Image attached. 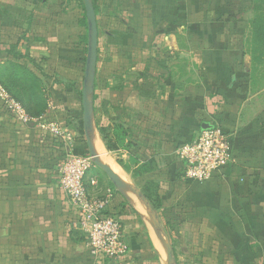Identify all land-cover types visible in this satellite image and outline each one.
<instances>
[{
    "label": "crops",
    "instance_id": "obj_1",
    "mask_svg": "<svg viewBox=\"0 0 264 264\" xmlns=\"http://www.w3.org/2000/svg\"><path fill=\"white\" fill-rule=\"evenodd\" d=\"M92 4L98 30L92 139L131 189L115 188L94 164L85 186L91 196L111 195L107 213L121 221L128 251L118 260H95L70 228L74 212L58 185L68 150L89 155L81 106L83 1L0 0V90L23 66L38 80L45 106L36 107L38 114L22 108L35 119L23 123L0 97V264H169L171 236L157 220L170 214L184 229L178 234L192 231L186 234L193 242L195 228L207 230L196 249L217 255L218 264H264V76L253 71L248 53L253 0ZM42 121L72 140H54L38 128ZM204 124L229 136L230 157L198 184L182 179L175 152ZM145 188H156L158 216Z\"/></svg>",
    "mask_w": 264,
    "mask_h": 264
},
{
    "label": "built area",
    "instance_id": "obj_2",
    "mask_svg": "<svg viewBox=\"0 0 264 264\" xmlns=\"http://www.w3.org/2000/svg\"><path fill=\"white\" fill-rule=\"evenodd\" d=\"M0 97L17 119L23 123L35 121L4 90H0ZM37 124L38 128L49 131L56 141L69 143L72 140L70 133L57 124H45L44 121ZM175 153L182 166L183 178L203 183L229 161V136L216 127L204 130L178 147ZM92 165L90 157L68 150L58 164V185L74 212L70 228L81 235L88 253L97 261L118 260L128 251L127 239L118 217L107 213L111 195L95 197L86 189L85 178Z\"/></svg>",
    "mask_w": 264,
    "mask_h": 264
},
{
    "label": "trees",
    "instance_id": "obj_3",
    "mask_svg": "<svg viewBox=\"0 0 264 264\" xmlns=\"http://www.w3.org/2000/svg\"><path fill=\"white\" fill-rule=\"evenodd\" d=\"M253 11L254 17L250 23L248 53L251 58V67L253 71L260 72L264 76V0H253ZM84 25L87 27L86 20H84ZM16 66L18 68L12 69V76L10 79H6L7 82L5 81L8 85L4 86L2 84V88L8 96L25 109L27 113L33 109L34 112L38 114L36 111L37 106L41 109L45 108L41 95H39L40 89L38 80L33 74L27 72L23 66ZM28 103L33 104V107L30 108ZM100 131L102 138L105 139L103 129L101 128ZM145 189H147L145 190V197L158 216V213L161 210V202L156 193V188L153 189L155 190L154 192L150 191V194H146L149 189Z\"/></svg>",
    "mask_w": 264,
    "mask_h": 264
},
{
    "label": "water",
    "instance_id": "obj_4",
    "mask_svg": "<svg viewBox=\"0 0 264 264\" xmlns=\"http://www.w3.org/2000/svg\"><path fill=\"white\" fill-rule=\"evenodd\" d=\"M82 1L84 5L85 18L87 24V46L84 74L82 80L81 106L83 131L88 145V152L93 164L104 172L106 177L109 179V181L115 188H117L118 190L131 189L118 177V175L107 164L101 161L100 156L94 151L90 141V134L93 131V88L96 69L98 30L92 0ZM208 129H212V126L206 124L202 126L203 131ZM165 243L167 262L170 264L173 261L172 250L167 236H165Z\"/></svg>",
    "mask_w": 264,
    "mask_h": 264
},
{
    "label": "rangeland",
    "instance_id": "obj_5",
    "mask_svg": "<svg viewBox=\"0 0 264 264\" xmlns=\"http://www.w3.org/2000/svg\"><path fill=\"white\" fill-rule=\"evenodd\" d=\"M82 56H83V53H82ZM260 65H262V64H260ZM82 75H83V71H82ZM62 96H64V94H62ZM117 124H119V123H117ZM115 125L116 124H113V126H115ZM68 130H70V132H73L71 129V126H69ZM198 134L199 133H197V135ZM88 157H89V155H88ZM101 161H102V159H101ZM92 167H93V165H92ZM89 170H88V172H89ZM182 179L187 180L185 178H182ZM134 189H137V188H134ZM148 189L149 190H148V192H146V194H150V191L151 192L155 191V190H153L154 188H148ZM124 191L127 192L126 190H124ZM157 221H158L159 227H161L165 233L167 232L171 236V240L168 239L170 242V245L172 247V260L173 261L171 263H173V264H202L201 261L206 259L208 262L213 261V262H210L208 264H212V263L218 264L217 262L214 261V260H218L217 255L211 253L210 251H206L207 254L206 253L202 254L200 252H197L196 248H200L199 246H201V238L200 237H202L201 233L204 232V231H202V229L200 230L198 228H195L198 230L197 232L200 231V233L198 235H196L197 238H195V240L193 242L192 236H189L192 233V231L186 232L189 235H187L185 232L183 235L178 234V233L183 232L184 229H181V228L178 229L177 228L178 219L176 217L173 218L171 214L169 217L166 216L165 219H163V220H161L159 218V220H157ZM199 227H201V225ZM204 229H205V227H204ZM205 232H207L206 229H205ZM188 236L190 238H188ZM207 237L209 238V240H211L210 236H207ZM188 241H190V243H192V244H189ZM201 259H203V260H201Z\"/></svg>",
    "mask_w": 264,
    "mask_h": 264
},
{
    "label": "bare ground",
    "instance_id": "obj_6",
    "mask_svg": "<svg viewBox=\"0 0 264 264\" xmlns=\"http://www.w3.org/2000/svg\"><path fill=\"white\" fill-rule=\"evenodd\" d=\"M92 134H93V132L91 133V141L93 142V147L95 148V150L97 151V153L98 154H102L101 156H100V158L102 159V161H103V163H105V164H108V165H111L112 167H113V165H112V162L110 161V159L106 156V154L103 152V150H102V148H101V145L99 144V142H98V140H97V138H96V136H95V134L93 135V139H92ZM120 176L122 177L123 175L122 174H120ZM124 177V176H123ZM122 177V179L123 180H125L124 178ZM125 182H127V180H125ZM127 184H128V186H129V183L127 182ZM131 187V186H130ZM127 191V190H126ZM128 193H130V191L128 190L127 191ZM131 194V193H130ZM137 198V197H136ZM134 199H135V196H134ZM144 203V202H143ZM140 208V207H139ZM145 208V207H144ZM142 211V210H141ZM142 213V212H141ZM144 216V215H143ZM148 217V216H147ZM149 217H151V216H149ZM152 221V220H151ZM150 222V221H149ZM152 223V222H151ZM154 233V232H153ZM155 235H156V233H155ZM154 234H152V239H153V241H154V244H155V246L158 248V250L160 251V247L161 246H163V244H162V238L160 237V235H156L155 236ZM161 252V251H160ZM162 255H164V254H162ZM167 264V263H166Z\"/></svg>",
    "mask_w": 264,
    "mask_h": 264
}]
</instances>
